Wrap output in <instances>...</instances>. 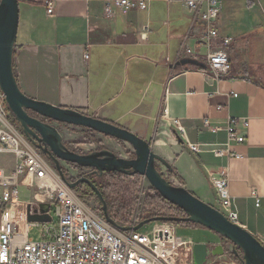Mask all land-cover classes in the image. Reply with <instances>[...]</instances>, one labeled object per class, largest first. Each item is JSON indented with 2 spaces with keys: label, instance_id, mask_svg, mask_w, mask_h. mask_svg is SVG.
Here are the masks:
<instances>
[{
  "label": "crops",
  "instance_id": "crops-1",
  "mask_svg": "<svg viewBox=\"0 0 264 264\" xmlns=\"http://www.w3.org/2000/svg\"><path fill=\"white\" fill-rule=\"evenodd\" d=\"M19 2L14 66L25 94L151 141L171 164L173 183L213 206L219 201L210 173L227 168L238 222L264 243V0H224L219 26L234 42L232 70L221 78L207 68L177 65L182 55L207 52L201 45L204 22L181 0L154 1L146 11L113 19L104 17L103 0ZM220 105L227 108L219 111ZM229 116L250 121L245 142L233 146L240 158L214 154L227 140ZM174 119L185 128L184 140ZM206 120L219 130L207 127ZM188 143L201 144L200 152ZM182 224L202 227L181 223L178 230ZM220 237L197 242L218 244Z\"/></svg>",
  "mask_w": 264,
  "mask_h": 264
},
{
  "label": "built area",
  "instance_id": "built-area-1",
  "mask_svg": "<svg viewBox=\"0 0 264 264\" xmlns=\"http://www.w3.org/2000/svg\"><path fill=\"white\" fill-rule=\"evenodd\" d=\"M154 1L175 0H103V14L105 18L113 19L119 14L146 11ZM181 1L193 11L196 19L204 22L201 45L207 48V52L191 58L205 63L216 78L229 75L232 70L230 47L234 38L223 35L219 26L224 0ZM53 10L50 3L48 13L52 14ZM147 31L146 27L142 38H146ZM188 52L191 53L190 50ZM185 57L182 55L181 59ZM85 58L89 59L88 53ZM226 108L217 106L219 111ZM205 124L214 131L219 130V127L212 126L210 120ZM173 127L184 140L186 133L181 121L174 119ZM249 127L248 118L229 116L227 140L215 146L214 154L217 157H242V154L234 152L233 146L245 142V131ZM188 144L192 152H200L201 144ZM0 155H13L15 158L12 171L0 167V264H195V241L179 236L175 222H155L147 231H123L108 222L99 209L91 207L75 189L63 182L47 156L23 134L1 86ZM210 179L220 210L239 224L227 168L210 173ZM21 188L36 189L33 199L23 200ZM252 195L259 197L256 191ZM42 203H50L51 209L53 204L56 205V224L51 225L53 220L50 223L29 221V206L31 214H34L36 210L40 212ZM257 203L260 206V199ZM145 218L147 216L143 212H138L128 222L118 224L134 227ZM42 224L46 226L43 238L35 241L29 232L32 227Z\"/></svg>",
  "mask_w": 264,
  "mask_h": 264
},
{
  "label": "water",
  "instance_id": "water-1",
  "mask_svg": "<svg viewBox=\"0 0 264 264\" xmlns=\"http://www.w3.org/2000/svg\"><path fill=\"white\" fill-rule=\"evenodd\" d=\"M19 23V0H0V86L23 134L47 156L63 182L71 189H76L83 183L88 184L100 199L106 220L123 231H137L146 224L160 221L193 223L214 231L232 243L233 253L240 256L242 264H264V244L255 235L228 219L221 210L203 201L184 186H177L165 177L159 170L158 164L162 163L168 170L172 169V166L155 152L151 141L113 122L76 109L36 100L25 94L19 85L14 66ZM177 65L207 68L205 63L194 58H183ZM44 119L51 122H45ZM55 123L83 127L127 143L133 147L136 157L132 159L121 157L110 149L91 153L74 151L65 143ZM64 163L94 169L99 174L115 172L145 176L161 196L182 209L187 216H152L145 218L134 227L122 226L110 217L107 202L99 187L86 176L71 181L63 169ZM50 210V203H42L40 212L36 210L31 214V206H29L28 219L30 222L50 223L53 220ZM227 252L225 244L197 242L193 248L194 263L207 264L211 257L223 256Z\"/></svg>",
  "mask_w": 264,
  "mask_h": 264
},
{
  "label": "rangeland",
  "instance_id": "rangeland-1",
  "mask_svg": "<svg viewBox=\"0 0 264 264\" xmlns=\"http://www.w3.org/2000/svg\"><path fill=\"white\" fill-rule=\"evenodd\" d=\"M55 126H57L59 131L62 133L65 143H67V145L74 151L80 153H89L97 149L105 148L112 150L121 157L129 159L136 157L135 151L131 145L117 139L83 127L63 125L58 123H55ZM0 158V167H5L7 170L8 168L11 169L14 167L15 158L13 155H0ZM158 165L161 171H165V177L173 183L174 181L171 180L173 175L170 174L169 170L162 163H159ZM63 169L67 177L73 182L84 176L89 170L71 165L69 163H64ZM93 182L103 193L107 202L109 215L117 223L128 222L134 216V214L138 212H143V214L146 215L149 211V207L151 208L150 205L151 200H153L152 195L154 194V188L145 176L140 174L132 176L123 174H109L107 176H103L102 178H98ZM175 185L179 186V184ZM35 191L36 189L33 190L29 188H21L22 199H33V194ZM75 191L91 207L94 209H99L102 215H104L103 205L100 199L97 197L94 191L92 192L88 189L87 185H81L77 187ZM214 206L219 210L221 209L220 204H215ZM51 214L53 217V222L51 225H53L56 224L58 219L55 204L52 205ZM154 223L155 222L146 224L141 228V230H150ZM45 228L46 226L43 224L39 227H32L29 232V236L35 241L42 240V233ZM178 234L181 237L193 239L195 244L201 239L211 242L220 236L219 234L205 227L191 228L183 224L179 226ZM220 238L223 239V242L221 243L227 246L228 252L225 254L226 256L222 258H211V261L208 264H242L239 258L240 256L236 257L233 255L232 243L226 241L223 237Z\"/></svg>",
  "mask_w": 264,
  "mask_h": 264
},
{
  "label": "trees",
  "instance_id": "trees-1",
  "mask_svg": "<svg viewBox=\"0 0 264 264\" xmlns=\"http://www.w3.org/2000/svg\"><path fill=\"white\" fill-rule=\"evenodd\" d=\"M159 170H161L160 167H159ZM169 172L170 174H173L172 169H169ZM87 187L90 191L93 192L92 188L89 185H87ZM153 193H154L152 195L153 200H151V205H150L151 208L149 207V211L146 214L147 217H152V216L185 217L187 216V214L182 209H180L179 207L167 201L155 189H153ZM176 224L179 225L181 223L176 222ZM233 255L237 257L236 254L233 253Z\"/></svg>",
  "mask_w": 264,
  "mask_h": 264
},
{
  "label": "flooded vegetation",
  "instance_id": "flooded-vegetation-1",
  "mask_svg": "<svg viewBox=\"0 0 264 264\" xmlns=\"http://www.w3.org/2000/svg\"><path fill=\"white\" fill-rule=\"evenodd\" d=\"M31 115L36 116V115L33 114V113H31ZM43 121H45V122H51L50 120H46V119H44ZM16 122H17L18 126L20 127L19 122L17 121V119H16ZM20 129H21V128H20ZM69 148H70V147H69ZM70 149H72V148H70ZM103 149H105V148L97 149V150H95V151H101V150H103ZM92 152H94V151H92ZM89 153H91V152H89ZM109 174H120V173H115V172H104L103 174H99V173H97L94 169H89L88 172L85 173L84 176L88 177L91 181H94V180H97L98 178H102L103 176H107V175H109ZM82 177H83V176H82ZM81 185H88V184L83 183V184H80L79 186H81ZM79 186H78V187H79Z\"/></svg>",
  "mask_w": 264,
  "mask_h": 264
}]
</instances>
